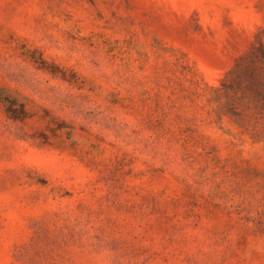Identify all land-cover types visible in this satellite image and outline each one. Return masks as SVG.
<instances>
[{"label":"rangeland","instance_id":"obj_1","mask_svg":"<svg viewBox=\"0 0 264 264\" xmlns=\"http://www.w3.org/2000/svg\"><path fill=\"white\" fill-rule=\"evenodd\" d=\"M0 264H264V0H0Z\"/></svg>","mask_w":264,"mask_h":264}]
</instances>
